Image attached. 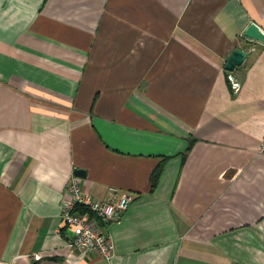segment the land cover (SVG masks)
<instances>
[{"label":"crops","instance_id":"0c3cea01","mask_svg":"<svg viewBox=\"0 0 264 264\" xmlns=\"http://www.w3.org/2000/svg\"><path fill=\"white\" fill-rule=\"evenodd\" d=\"M251 24L264 0H0V264H264ZM78 169L93 199L132 197L109 262L67 248Z\"/></svg>","mask_w":264,"mask_h":264},{"label":"built area","instance_id":"2783aa9c","mask_svg":"<svg viewBox=\"0 0 264 264\" xmlns=\"http://www.w3.org/2000/svg\"><path fill=\"white\" fill-rule=\"evenodd\" d=\"M233 88L238 91L239 84L233 83ZM260 152L264 153V138ZM131 202L130 194L119 193L115 189H111L107 199L95 200L85 191L81 178L71 176L61 204L67 248L71 252L93 255L109 262L114 257V243L104 232V226L120 218ZM77 207H82L85 211H77Z\"/></svg>","mask_w":264,"mask_h":264},{"label":"water","instance_id":"95a60500","mask_svg":"<svg viewBox=\"0 0 264 264\" xmlns=\"http://www.w3.org/2000/svg\"><path fill=\"white\" fill-rule=\"evenodd\" d=\"M245 37L258 41L264 42V32L255 24H251L245 31ZM247 57V52L241 49H235L229 56L225 69L227 71H233L237 66H240L245 58ZM74 175L79 178H85V171L78 169L75 170Z\"/></svg>","mask_w":264,"mask_h":264},{"label":"trees","instance_id":"16d2710c","mask_svg":"<svg viewBox=\"0 0 264 264\" xmlns=\"http://www.w3.org/2000/svg\"><path fill=\"white\" fill-rule=\"evenodd\" d=\"M190 147H191V142L189 143L187 151L190 149ZM164 162H162L159 166H157V168L153 171L151 175V191H154L159 183V179L164 167ZM76 210L81 212L85 211L82 207H77ZM62 232H64V230H62Z\"/></svg>","mask_w":264,"mask_h":264}]
</instances>
